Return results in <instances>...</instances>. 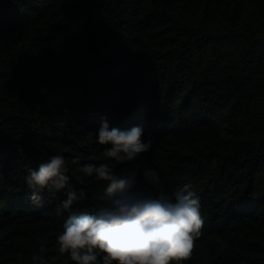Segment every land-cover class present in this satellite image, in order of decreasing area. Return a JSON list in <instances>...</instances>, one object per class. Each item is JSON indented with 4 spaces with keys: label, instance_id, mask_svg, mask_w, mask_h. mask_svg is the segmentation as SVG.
I'll return each instance as SVG.
<instances>
[{
    "label": "trees",
    "instance_id": "16d2710c",
    "mask_svg": "<svg viewBox=\"0 0 264 264\" xmlns=\"http://www.w3.org/2000/svg\"><path fill=\"white\" fill-rule=\"evenodd\" d=\"M103 119L140 127L152 149L116 164ZM57 154L70 181L35 207L25 177ZM76 157L156 196L190 183L205 225L185 264H264V0H0V264L68 260L61 202L83 190L74 213L106 203Z\"/></svg>",
    "mask_w": 264,
    "mask_h": 264
},
{
    "label": "clouds",
    "instance_id": "9594fccd",
    "mask_svg": "<svg viewBox=\"0 0 264 264\" xmlns=\"http://www.w3.org/2000/svg\"><path fill=\"white\" fill-rule=\"evenodd\" d=\"M143 135L140 127L109 129L107 120L103 119L96 139L101 145L111 144L104 149L106 157L116 164H125L152 149V139L145 142ZM71 163L85 176L95 174L96 180L107 182L101 197L106 203L93 213L77 214L72 206L85 193L83 190L79 196L76 191L67 193L61 206L69 215L56 238L59 256L67 254L74 264H185L191 259L205 220L199 197L190 183L175 192L173 199L142 189L135 174L120 177L106 164L81 165L79 157ZM69 170L68 161L60 154L50 156L37 169H29L25 180L27 189L31 190L32 204L41 206L45 190L64 189L70 181ZM143 180L152 187H163L160 175L153 168L144 171ZM43 251L41 245L40 252ZM21 257L22 253H16L17 260ZM32 264H47V261L44 255L34 254Z\"/></svg>",
    "mask_w": 264,
    "mask_h": 264
}]
</instances>
